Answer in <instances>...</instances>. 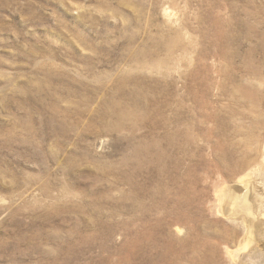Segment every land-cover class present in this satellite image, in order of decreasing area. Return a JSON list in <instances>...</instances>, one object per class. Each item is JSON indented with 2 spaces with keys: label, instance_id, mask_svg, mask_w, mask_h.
Masks as SVG:
<instances>
[{
  "label": "rangeland",
  "instance_id": "obj_1",
  "mask_svg": "<svg viewBox=\"0 0 264 264\" xmlns=\"http://www.w3.org/2000/svg\"><path fill=\"white\" fill-rule=\"evenodd\" d=\"M166 6L173 15L171 20L163 14ZM168 37L183 39L182 44H189L188 52L172 53L163 45L160 53L150 59L138 54L141 48ZM161 59L171 63L150 69V60L156 65L165 62ZM146 60L147 68L141 67V61ZM123 74L161 81L162 89L157 92L161 112L170 116L173 110L172 116L180 122L213 126L211 114L222 109L215 129L223 131L232 143L229 149L233 154H229L227 166L215 148L207 147L209 140L212 143L221 139L196 128L195 136H199L206 155L197 158L194 175L171 186L164 196L157 195L156 200L149 196L147 188L152 191L153 187L146 181L147 175L141 177L143 181L147 178L144 184L136 179L134 188L127 183L125 187L114 184L117 161L130 150L122 140H116L117 135L105 131L106 123L97 124L87 111L97 113L101 99L109 96L102 85L113 87L111 82ZM253 89L259 96H249ZM147 93L153 95L151 90ZM164 102L169 106H162ZM57 107L73 112L71 120L60 129H66L65 134L52 132L53 124L47 123ZM263 121L264 0H134L133 4L132 0H0V226L6 220L0 228L1 239L8 238L12 211L48 202L59 204L62 198L71 208L76 204L93 208L84 213L61 214L63 219L56 222L55 229L24 245L51 247L57 244L51 239L69 234V264L76 260L84 264L88 260L97 264H264V161L260 157ZM69 162L77 168L72 169ZM186 163L182 173L192 164ZM256 163H261L258 169L253 168ZM66 174H72L73 180L79 177L80 185L73 184V189L76 180H67ZM93 187L103 192L97 193ZM81 189L86 193L80 194ZM109 190L116 192L111 195ZM244 195L253 212L249 217L239 208V199ZM98 211L104 217L98 218L102 224L89 225ZM26 216L28 221L27 214H18L19 220ZM180 217L185 218L182 232L176 231V226L183 224ZM248 221L252 226L250 238ZM166 225L173 227L168 229ZM113 228H118L117 233ZM48 233L49 239L45 236ZM170 234L175 238L169 239ZM40 254L23 257L10 250L0 257V264H11L8 255L16 258L15 264H52L50 259L41 262Z\"/></svg>",
  "mask_w": 264,
  "mask_h": 264
},
{
  "label": "bare ground",
  "instance_id": "obj_2",
  "mask_svg": "<svg viewBox=\"0 0 264 264\" xmlns=\"http://www.w3.org/2000/svg\"><path fill=\"white\" fill-rule=\"evenodd\" d=\"M118 1V0H117ZM193 1V0H192ZM134 3V0H132V4ZM240 4V3H239ZM260 6V5H259ZM230 7V6H229ZM253 8V7H252ZM223 9V8H222ZM233 10V9H231ZM232 13V12H230ZM234 13V12H233ZM163 14L165 16H167L170 20L172 19L171 17L173 16L172 13L170 12L168 6L164 7L163 10ZM172 15V16H171ZM210 15V14H207ZM240 15V14H239ZM212 16V15H211ZM214 16V15H213ZM231 16V15H230ZM235 17V16H234ZM239 17V16H238ZM237 17V18H238ZM250 18V17H249ZM231 19V17H230ZM232 20V19H231ZM221 21V19H220ZM219 21V22H220ZM228 21V20H227ZM224 22V21H222ZM244 22V21H243ZM232 23V22H231ZM218 25V23H217ZM234 25V24H233ZM221 26V25H220ZM229 26V25H228ZM245 27V26H244ZM228 29V27H226ZM230 29V28H229ZM233 29V28H232ZM236 29V28H235ZM244 30V28H243ZM242 30V31H243ZM227 32V31H225ZM255 32V31H254ZM243 34V33H242ZM216 35V34H215ZM226 35V34H225ZM218 37V36H217ZM227 37V36H226ZM225 37V38H226ZM232 37V36H231ZM183 38V37H182ZM222 38V37H221ZM220 38V39H221ZM228 38V37H227ZM240 38V37H239ZM171 38L168 37L167 39H162L160 41H158V43H154L151 47H144L141 48L138 51V54L142 57H148V59H150L152 56H156L158 53H160V50L163 48V45L166 47L167 51L169 52H175L176 50H180L183 52H188V43L187 46H185V44H182L181 41H179L180 39H176L174 37V40H170ZM217 39V38H216ZM229 39H231L229 37ZM234 39V38H233ZM219 40V39H218ZM225 40V39H224ZM237 40V39H236ZM241 40V39H240ZM229 41V40H228ZM180 42V43H179ZM183 42V41H182ZM232 41H230L231 43ZM237 42V41H236ZM239 42V41H238ZM218 44V43H217ZM228 44V43H227ZM221 46V45H220ZM233 46V45H232ZM191 47V46H190ZM228 47V45L226 46ZM238 47V45H237ZM242 49V48H241ZM222 50V49H221ZM234 51V49H231V51ZM239 50V49H237ZM224 51V50H222ZM240 51V50H239ZM238 52V51H237ZM177 53V51H176ZM222 53V52H221ZM230 53V52H229ZM168 53H166L165 55L167 56ZM171 54V53H170ZM226 54V51H225ZM232 53H230L231 55ZM237 54V53H235ZM169 55V54H168ZM219 55V54H218ZM242 56V54H241ZM235 57V56H233ZM238 57V56H237ZM170 60V57H168ZM203 58V57H202ZM141 59V57H140ZM162 60V59H161ZM167 59H163L162 61H165L163 64L162 63H158L155 65V62L153 60H150V69L152 68H156V67H161L164 66L166 63L169 64V62L171 63V61L167 62ZM174 59H172L173 62ZM219 60V59H218ZM227 61V59H226ZM148 60L146 61H141V67L143 68H147V64H148ZM227 63V62H226ZM239 63V62H238ZM236 66V65H235ZM206 68V67H204ZM244 69V68H243ZM156 70V69H155ZM227 70V69H226ZM154 71V70H153ZM225 71V70H224ZM247 71V70H246ZM231 72V71H229ZM228 72V73H229ZM213 73V72H212ZM227 73V72H226ZM250 73V72H249ZM211 74V73H210ZM209 74V75H210ZM220 74V73H219ZM218 74V75H219ZM231 74V73H230ZM252 74V72H251ZM234 75V74H233ZM135 75L133 74H123L120 76H117V78H115L112 82L111 85L113 87H110L107 84L102 85L101 88H103L106 92H108L107 94L109 95L108 97H104L101 99L99 105H98V109L96 110L97 113L93 114L94 111H92L91 109H89L87 111V115L90 116L91 119H93L97 124L102 125L106 123V128L105 131L107 133L110 134H114L117 135L116 136V140H122L124 142V144L127 146V148L130 150L129 153L123 157L120 161H117V165H116V176L113 177L114 180V184L121 185L124 184L125 187V183L130 184L133 186L134 188V183L136 179H141V177H143L144 175H147L148 180H146L151 187H153V190H149L147 188V193L149 194V196L151 198H154L156 200L157 195H162L164 196L169 189H171L170 187L173 185H177L181 180H185L186 176H190V174L192 173V170L198 166L199 163H197V158H202L204 157L205 154V149L204 147L198 142V138L199 136H195V131L196 128H198V130L200 131H205L207 135H211V137L214 138V136L218 138H220L221 140H219V142H210V140L208 141L209 146L207 147H211V148H215L218 151V155L220 154L221 157H223L224 161L226 160V162H222L223 164H226L227 166V162H228V157L229 154L233 152H231V140L229 138L226 137L225 133L223 131H219L216 130L215 128H217V121L221 115V111L218 112V114L215 112V114H211L214 115L213 117V121H214V125L213 126H208L203 127V125H198V122H191L188 120H184L183 122H180L177 118L173 117V110H172V114H170V116L165 114L163 115L162 113L164 111L161 112V104L158 101V97H157V92L159 91V88H161L162 86L161 81L156 80L153 78V80L147 79V78H140V77H134ZM212 76V75H211ZM210 76V77H211ZM235 76V75H234ZM207 77V76H206ZM197 79V78H196ZM161 80V79H160ZM190 80V79H189ZM234 81V80H233ZM163 82V81H162ZM205 82V80H204ZM231 82V81H230ZM213 83V82H212ZM235 83V81H234ZM182 84V83H181ZM161 86V87H160ZM211 86V85H210ZM245 86V85H244ZM247 86V85H246ZM248 87V86H247ZM171 88H173L171 86ZM211 88V87H210ZM227 88V87H226ZM241 88H244L243 86ZM240 88V90H241ZM162 89V88H161ZM212 89V88H211ZM228 89V88H227ZM236 89V88H235ZM234 89V90H235ZM151 90L153 92V95L150 96L147 91ZM191 90V89H190ZM262 90V89H260ZM78 91V90H76ZM163 91V90H162ZM165 92V91H164ZM163 92V93H164ZM173 92V91H172ZM213 92V91H212ZM229 92V91H228ZM233 91H231L232 94ZM249 92V91H247ZM225 93V92H224ZM227 93V91H226ZM234 93V92H233ZM165 94V93H164ZM167 94V93H166ZM165 94V95H166ZM211 94V93H210ZM220 94V93H219ZM239 94V92H238ZM245 94V93H244ZM255 94H258V92H256V89H253V91L249 92V96H255ZM208 95V94H207ZM221 95V94H220ZM219 95V96H220ZM233 95V94H232ZM235 95V94H234ZM209 96V95H208ZM207 96V97H208ZM230 96V94L228 95ZM259 96V94H258ZM257 96V97H258ZM166 98V96H164ZM210 97V96H209ZM244 97V96H243ZM256 97V96H255ZM168 98V97H167ZM170 98V97H169ZM251 98V97H250ZM259 98V97H258ZM91 99V97H90ZM161 99H162V95H161ZM171 99V98H170ZM222 99V97H221ZM228 99V98H227ZM255 99V98H254ZM253 99V100H254ZM257 99V98H256ZM169 100V99H168ZM206 101V100H205ZM219 101V100H218ZM251 101V100H250ZM258 101V100H257ZM163 102V101H162ZM168 102V101H167ZM177 102V101H176ZM231 102V101H230ZM243 102V101H242ZM252 102V101H251ZM167 103H163L162 106L166 107ZM206 105V104H205ZM207 105H209L207 103ZM247 105V102H246ZM259 105V104H258ZM257 105V106H258ZM167 106H169L167 104ZM212 106V105H209ZM220 106V105H218ZM260 106V105H259ZM174 107V106H173ZM176 107V106H175ZM256 108V107H255ZM217 109V108H216ZM219 109V108H218ZM165 110V109H164ZM167 110V109H166ZM165 110V111H166ZM256 110V109H255ZM170 110H168L169 113ZM256 112V111H255ZM71 114H73L72 111L68 110V109H61L60 107L55 108L54 110V117L52 119V121H48L47 123L53 124V126H50L51 131H59L62 127L63 124H67L70 120H71ZM176 114V113H175ZM183 115V114H182ZM210 115V114H209ZM187 116V115H186ZM212 119V118H211ZM206 120V119H205ZM208 120V119H207ZM263 120V119H262ZM205 122V121H204ZM200 123V122H199ZM207 123V122H205ZM264 123V121H263ZM264 125V124H262ZM206 126V125H205ZM263 128V127H262ZM218 129V128H217ZM197 130V131H198ZM63 134L66 133V129H62L60 130ZM128 132V134L126 136H124L126 133ZM125 133V134H124ZM222 134V135H221ZM234 138V137H233ZM200 140V139H199ZM207 143V142H206ZM211 145V146H210ZM126 148V150H128ZM230 148V149H229ZM215 150V151H216ZM216 151V153H217ZM263 152V153H262ZM263 154V155H262ZM119 155V154H118ZM122 155V154H121ZM247 155V154H245ZM248 156V155H247ZM260 157L262 158V160L264 161V146L261 150V154ZM218 160V159H217ZM187 161L192 162V164H190V167H186L187 169H185L186 171H183L184 166L187 165ZM220 161V159L218 160ZM221 161H223L221 159ZM220 161V162H221ZM69 164L72 166V169L77 168V166H75V164H72L71 162H69ZM218 164V163H217ZM261 163H256L253 168L258 169L260 167ZM216 165V163H215ZM221 166V165H220ZM225 166V165H224ZM216 167V166H215ZM218 168V167H217ZM223 168V167H222ZM225 168V167H224ZM223 168V169H224ZM127 169V170H126ZM222 169V170H223ZM225 170V169H224ZM227 170V169H226ZM261 170V169H259ZM222 172V171H221ZM225 172V171H224ZM250 173V172H249ZM227 174V173H226ZM191 175H194L193 173ZM231 175V174H230ZM229 175V176H230ZM249 175V174H248ZM73 177L72 174H66L65 178L67 180H70L72 182V178ZM232 176V175H231ZM230 176V177H231ZM146 177V176H145ZM242 177V176H241ZM240 177V178H241ZM250 178L249 176H247V179ZM76 180V181H74ZM73 184H77L79 183V177H76L74 179ZM144 180V181H145ZM240 180V179H239ZM31 181V180H30ZM143 180L141 181L142 183L144 182ZM70 182V183H71ZM247 182L246 179H244V183ZM69 183V187L71 186V184ZM126 184V185H127ZM144 184V183H143ZM80 185V183H79ZM88 185V184H87ZM91 185V184H90ZM71 186V187H72ZM92 186V185H91ZM90 186V187H91ZM94 186V185H93ZM116 186V185H115ZM129 186V185H128ZM127 186V187H128ZM136 186V183H135ZM145 186V185H144ZM75 185L72 187L74 189ZM89 187V186H88ZM141 187V186H140ZM147 187V186H146ZM191 187V185H190ZM94 188V187H93ZM112 188V187H111ZM118 188V187H117ZM123 188V186H122ZM129 188V187H128ZM50 189V188H49ZM72 191H75L73 190ZM90 189V188H89ZM92 189V188H91ZM95 189V188H94ZM99 189V187L97 188ZM97 189H95L96 191H98ZM113 189V188H112ZM115 189V188H114ZM127 189V188H126ZM125 189V190H126ZM132 189V187H131ZM138 190V187L135 188ZM140 189H143L142 187ZM119 190V188H118ZM123 190V189H122ZM128 190V189H127ZM126 190V191H127ZM223 190V189H222ZM12 191V190H11ZM92 191V190H91ZM90 191V192H91ZM111 193V190H109ZM115 191V190H114ZM134 191V189H133ZM171 191V190H170ZM103 192V191H102ZM102 192H97V193H102ZM107 192V191H106ZM113 192V191H112ZM116 192V191H115ZM114 192V193H115ZM118 192V191H117ZM128 192V191H127ZM131 192V191H130ZM223 194L221 196L222 200L224 198L225 201V195H224V191H221ZM46 193H49L48 195L50 196V198L52 197L50 195V192L47 190ZM67 193H69V191H67ZM86 191L81 189V193L80 194H85ZM96 193V194H97ZM109 193V194H110ZM113 193V194H114ZM125 193V192H124ZM129 193V192H128ZM132 193V192H131ZM140 193V192H138ZM105 194V192H104ZM111 193V195H113ZM130 194V193H129ZM134 194V193H133ZM142 194V193H141ZM99 195V194H98ZM119 195V194H118ZM117 195V196H118ZM131 195V194H130ZM136 195V194H135ZM133 195V196H135ZM140 195V194H139ZM144 194H142L143 196ZM90 196V194H89ZM97 196V195H96ZM105 198L104 195H102ZM108 196V195H107ZM110 196V195H109ZM108 196V197H109ZM115 196V195H114ZM120 196V195H119ZM127 196V195H126ZM141 196V195H140ZM159 196V197H162ZM94 197V196H93ZM107 197V199H108ZM111 197V196H110ZM123 197V196H122ZM125 197V196H124ZM49 198V199H50ZM117 198V197H115ZM138 198V197H137ZM143 198V197H142ZM164 198V197H163ZM88 199V198H87ZM102 199V198H101ZM123 199V198H122ZM127 199V198H126ZM131 200H133L132 198H129ZM61 202L59 204H50V202H48L49 204L46 203V205H41L39 206H32L30 208H26L25 211L22 210H15L12 211V213L10 214L9 218H10V222L12 225L11 229L9 230V232H7V236L8 238H4L1 239L0 237V257H3V255L9 254V251L12 250L16 253H19L20 256H30L31 254L34 253H41L40 254V260L42 262V260L45 259H50L52 264H69V248L71 247V243H69V239L71 238V236L69 234H64V235H59L54 239H51V241L57 243L55 246H51V247H45V248H41L40 246H37L36 244L33 245H24L25 243H29L30 241L36 240L37 238H41L43 237V233L45 231H49L52 229H55L56 227V222L59 220H62L63 218L61 217V214H65L66 212H71V211H79V212H86L87 211V204L80 206V205H73L74 207L71 208L70 204H68L67 202H62L64 201L62 198H60ZM84 200V199H83ZM121 200V199H118ZM125 200V199H123ZM240 205L239 208L242 209V211H245V213L249 216L253 215L252 209L250 207V202L248 201L247 196H242L240 199ZM55 201V200H54ZM57 201V200H56ZM91 201V200H89ZM108 201V200H107ZM85 202V201H84ZM88 202V201H87ZM96 202V201H94ZM110 202V201H109ZM115 202V201H114ZM118 203L120 201H117ZM124 202V201H123ZM140 202V201H139ZM138 202V203H139ZM41 203V202H40ZM57 203V202H56ZM78 203V202H77ZM126 203V202H125ZM134 203V202H133ZM141 203V202H140ZM90 204V203H89ZM94 204V203H93ZM137 204V203H136ZM95 205V204H94ZM121 205V203H120ZM133 205V204H132ZM149 205V204H148ZM192 205V204H191ZM190 205V206H191ZM235 205V204H234ZM28 206V205H27ZM26 206V207H27ZM92 206V205H91ZM130 206V205H129ZM128 207V206H127ZM126 207V209L128 210V208ZM187 207V206H186ZM89 208H93V207H89ZM88 208V209H89ZM101 208V207H100ZM104 208V207H103ZM148 208H150L148 206ZM39 209L41 211H39ZM96 209V207L94 208ZM102 209V208H101ZM124 209V208H122ZM124 209V210H126ZM186 209V208H185ZM192 209V208H191ZM90 210V209H89ZM105 210V209H104ZM114 210V208H113ZM117 210V209H116ZM138 210V209H137ZM223 210V209H222ZM221 210V211H222ZM101 211V210H100ZM112 210H110L111 212ZM139 211V210H138ZM195 211V210H194ZM91 212L93 213V209L91 210ZM122 212V211H121ZM133 212V211H132ZM137 212V211H136ZM146 212V211H145ZM168 212V211H167ZM166 212V214H167ZM20 213H25L28 215V221L26 220V217H22L20 220L18 218V214ZM109 213V212H108ZM107 213V214H108ZM119 212L117 211V214ZM143 213V212H142ZM151 213V212H150ZM182 213V212H181ZM106 214V212H105ZM110 214V213H109ZM116 214V215H117ZM124 214V213H123ZM128 214V213H127ZM152 214V213H151ZM184 214V213H183ZM186 214V213H185ZM189 214V213H188ZM198 214V213H197ZM74 215V214H73ZM77 215V214H76ZM87 216V213L85 214ZM94 215V214H93ZM101 212H96L95 216H97V218H93V221L91 223H88L89 225H94V224H102V220L98 219L101 216ZM115 215V214H112ZM135 215V214H134ZM133 215V216H134ZM137 215V214H136ZM144 215V214H143ZM171 215V213H170ZM175 215V214H174ZM179 215V213H178ZM65 216V215H64ZM94 216V217H95ZM111 216V215H110ZM109 216V217H110ZM146 216V215H145ZM148 216V215H147ZM155 216V215H154ZM167 216V215H166ZM243 216V215H242ZM67 217V216H66ZM103 216H101L100 218H102ZM107 217V216H106ZM108 217V218H109ZM123 217V216H121ZM120 217V218H121ZM130 217V215H129ZM156 217V216H155ZM161 217V215H160ZM173 217V216H172ZM88 218V217H85ZM104 218V217H103ZM106 220H109V219ZM112 218V217H110ZM137 218V217H136ZM135 218V219H136ZM139 218V217H138ZM144 218V216L142 217ZM177 220V217H175ZM181 218V223L178 226H176V231L178 232H182L183 231V227H184V219L182 217ZM195 218V217H194ZM251 218V217H250ZM96 219V220H94ZM129 219V218H127ZM159 219V218H158ZM161 219V218H160ZM174 219V217H173ZM253 219V217H252ZM65 220V219H64ZM71 220V219H70ZM104 220V219H103ZM111 220V219H110ZM109 220V221H110ZM114 220V219H113ZM131 220V219H130ZM129 220V222H130ZM141 220V219H140ZM137 220V221H140ZM170 220V219H169ZM175 220V219H174ZM172 220V221H174ZM6 221V220H5ZM4 221V222H5ZM68 221V219L66 220ZM77 221V220H76ZM74 220V222H76ZM116 221V219H115ZM143 221V219H142ZM160 221V220H159ZM255 221V220H254ZM3 222V223H4ZM108 222V221H107ZM112 222V220L110 221ZM134 222V220H133ZM132 222V223H133ZM141 222V221H140ZM144 222V221H143ZM163 222V221H161ZM171 222V221H170ZM1 224L4 225V224ZM65 223V221H64ZM72 223V222H71ZM79 223V222H78ZM109 223V222H108ZM114 223H118V222H114ZM138 223V222H137ZM157 223V222H156ZM164 223V222H163ZM246 223V222H245ZM61 224V223H60ZM76 224V223H75ZM81 224V223H80ZM130 224V223H129ZM140 224V223H139ZM142 224V223H141ZM172 224V223H171ZM175 224V223H174ZM113 225V223H112ZM127 225V223L125 224ZM124 226V228L126 229V227ZM146 225V224H144ZM150 225V224H149ZM160 225V224H159ZM0 226V228H1ZM66 226V225H65ZM87 226V225H86ZM110 226V225H109ZM119 226V225H118ZM137 228V225H134ZM140 226V225H139ZM154 226V225H152ZM167 226V225H166ZM169 226V225H168ZM167 226V227H168ZM72 227V226H71ZM80 227V226H79ZM92 227V226H91ZM89 226V229L91 228ZM112 228V226H110ZM122 227V226H121ZM130 227V226H128ZM173 226L170 225L168 229H171ZM251 225L248 221L247 225H246V229L250 238V229H251ZM62 228V227H61ZM66 228V227H65ZM81 228V227H80ZM94 228V227H93ZM92 228V229H93ZM96 228V227H95ZM105 228V227H104ZM123 228V227H122ZM121 228V230H122ZM123 228V229H124ZM134 228V227H133ZM142 228V227H141ZM145 227H143L144 229ZM148 228V226H147ZM146 228V230H147ZM161 228V227H160ZM57 229L55 230V233L57 232ZM106 229V228H105ZM104 229V231H105ZM114 229V228H113ZM116 230L118 228H115ZM114 229V231H115ZM157 229V228H156ZM60 230V228H59ZM64 230V229H62ZM73 230V229H71ZM75 230V228H74ZM86 230V229H85ZM84 230V231H85ZM95 230V229H94ZM98 230V229H97ZM128 230V228H127ZM135 230V229H134ZM139 230V229H138ZM8 231V230H7ZM79 231H81L79 229ZM91 231V229L89 230ZM99 231V230H98ZM118 231V230H117ZM129 231V230H128ZM144 231V230H143ZM142 231V232H143ZM148 231V230H147ZM146 231V232H147ZM156 231V230H155ZM162 231V228H161ZM173 231V230H172ZM3 232V231H2ZM52 232V231H51ZM86 232V231H85ZM116 232V231H115ZM114 232V233H115ZM121 232V231H120ZM141 232V231H139ZM149 232V231H148ZM170 232V231H169ZM175 232V231H174ZM199 232V231H198ZM47 233V232H46ZM54 233V234H55ZM99 233V232H98ZM113 233V234H114ZM117 233V232H116ZM133 233V231H132ZM154 233V232H153ZM153 233H151L150 235H152ZM165 233V232H164ZM167 233V232H166ZM57 234V233H56ZM62 234V233H61ZM86 234V233H85ZM94 233H91V235H93ZM106 234V233H105ZM124 234V233H123ZM51 234H47L45 235L46 238H48ZM82 235V234H78L77 236ZM98 235V234H97ZM135 235V234H134ZM139 235V233H138ZM146 235V234H145ZM144 235V236H145ZM177 235V233H176ZM83 236V235H82ZM86 236V235H84ZM106 236V235H104ZM140 236V235H139ZM175 236V235H174ZM173 236V237H174ZM81 237V236H80ZM109 237V236H108ZM111 237V236H110ZM131 237V234H130ZM134 237V236H133ZM148 237V236H147ZM150 237V236H149ZM148 237V238H149ZM173 237L171 236V234L169 235V239H173ZM85 238V237H84ZM88 238V237H87ZM86 238V239H87ZM102 238V237H101ZM100 238V239H101ZM154 238V237H152ZM175 238V237H174ZM178 238V237H177ZM44 239V238H43ZM49 239V238H48ZM79 239V238H78ZM85 239V241H87ZM93 239V238H92ZM91 239V240H92ZM131 239V238H130ZM134 239V238H133ZM132 239V240H133ZM143 239V238H142ZM145 239V237H144ZM143 239V240H144ZM167 238V240H169ZM41 240V239H40ZM74 240V239H73ZM90 240V241H91ZM103 240V239H102ZM102 240H100L102 242ZM135 240V239H134ZM155 240V238H154ZM153 240V242H154ZM164 240V239H163ZM178 240V239H177ZM43 241V240H42ZM46 241V240H45ZM82 241V240H81ZM94 241V240H93ZM96 241V240H95ZM152 241V240H151ZM171 241V240H170ZM175 241V240H174ZM41 242V241H40ZM106 242V240H105ZM111 242V241H110ZM127 241H124V243ZM144 242V241H142ZM168 242V241H167ZM166 242V244H167ZM172 242V241H171ZM176 242V241H175ZM189 242V241H188ZM94 243V242H91ZM112 243V242H111ZM137 243V242H136ZM141 243V242H140ZM173 243V242H172ZM180 243V242H179ZM186 243V242H185ZM40 244V243H38ZM47 244V243H46ZM45 244V245H46ZM75 244V243H74ZM84 244V243H83ZM90 244V243H89ZM95 244V243H94ZM109 244V243H108ZM132 244V243H130ZM142 244V243H141ZM161 244V243H160ZM23 245V247H22ZM43 245V244H42ZM136 245V244H135ZM150 246V244H148ZM249 245V244H248ZM247 245V246H248ZM106 246V245H105ZM133 246V244H132ZM138 246V245H137ZM142 246V245H141ZM167 246V245H166ZM86 247V246H85ZM91 247V245H90ZM96 247V245L93 246V248ZM100 247V246H99ZM107 247V246H106ZM120 247V246H119ZM118 247V248H119ZM125 247V246H124ZM136 247V246H135ZM145 247V246H144ZM143 247V248H144ZM126 248V247H125ZM129 248V246H128ZM146 248V247H145ZM155 248V247H153ZM79 249V248H78ZM86 249H88V247H86ZM95 249V248H94ZM93 249V250H94ZM98 249V247H97ZM121 249V248H120ZM137 249V248H136ZM134 249V250H136ZM172 249V248H170ZM176 249V248H175ZM179 249V248H178ZM76 250V249H75ZM90 250V249H89ZM104 250V248H103ZM107 250V249H105ZM104 250V251H105ZM128 250V249H127ZM130 250V249H129ZM151 249H148V251ZM173 250V249H172ZM72 251V250H71ZM114 251V250H113ZM140 251V250H139ZM139 251H137V253H140ZM146 251V250H144ZM154 251V250H153ZM167 251V250H166ZM84 252V251H83ZM107 252V251H106ZM117 252V251H116ZM132 252V251H130ZM158 252V251H157ZM156 252V253H157ZM170 252V251H169ZM184 252V251H183ZM74 253V252H73ZM79 253V252H78ZM101 253V252H100ZM104 253V252H103ZM113 253V252H112ZM119 253V252H118ZM137 253H134L135 255ZM143 253V252H142ZM147 253V252H146ZM77 254V253H76ZM84 254V253H83ZM81 254V257L82 255ZM90 254V253H88ZM93 254V253H92ZM117 254V253H116ZM126 254V253H125ZM124 254V256H125ZM133 255V257L135 258V256ZM141 254V253H140ZM159 254V253H158ZM157 254V255H158ZM74 255V254H72ZM102 255V254H101ZM111 255V252H110ZM109 255V256H110ZM120 255V254H119ZM131 255V256H132ZM156 255V254H155ZM172 255V254H171ZM9 256V260L11 262V264H15L16 263V258L12 257V255H8ZM84 256V255H83ZM97 256V255H95ZM108 256V257H109ZM123 256V257H124ZM150 256V255H149ZM159 256V255H158ZM71 257V256H70ZM72 257H76V256H72ZM88 257V256H87ZM93 257V256H92ZM114 257V256H112ZM121 257V256H120ZM119 257V258H120ZM127 257V256H125ZM124 257V259H125ZM140 257V256H139ZM5 258V257H4ZM29 258V257H28ZM27 258V259H28ZM90 260L91 257H89ZM103 258V257H102ZM142 258V257H141ZM26 259V260H27ZM31 259V258H30ZM29 259V260H30ZM35 259V258H33ZM72 259V258H71ZM80 259V258H79ZM88 259V258H87ZM105 259V258H103ZM114 259V258H112ZM133 259V258H132ZM73 260V259H72ZM71 260V261H72ZM85 260V259H84ZM82 260V261H84ZM101 260V259H100ZM110 259H108L109 261ZM137 260V259H136ZM160 260V259H159ZM163 260V259H162ZM2 261V260H0ZM78 262H76L75 264H84V263H79L80 260H76ZM93 261V260H92ZM92 261H89L85 264H97L94 263ZM117 261H119V259H117ZM116 261V263H117ZM127 261V260H126ZM139 261V260H138ZM206 261V260H205ZM81 262V261H80ZM98 262V261H97ZM100 262V261H99ZM115 261H113L112 263H114ZM124 261H122L123 263ZM133 262V261H132ZM152 262V261H150ZM164 262V261H163ZM104 264L105 262H100L99 264ZM129 263V262H127ZM135 263V262H134ZM162 263V262H161ZM21 264V262H20ZM37 264V263H36ZM44 264V263H43ZM109 264V263H108ZM111 264V263H110ZM144 264V263H143Z\"/></svg>",
  "mask_w": 264,
  "mask_h": 264
}]
</instances>
